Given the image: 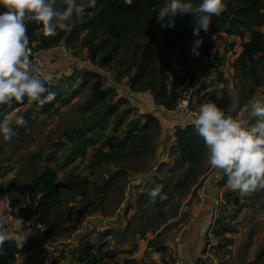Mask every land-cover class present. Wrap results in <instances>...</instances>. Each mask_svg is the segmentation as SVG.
<instances>
[{"label":"rangeland","instance_id":"obj_1","mask_svg":"<svg viewBox=\"0 0 264 264\" xmlns=\"http://www.w3.org/2000/svg\"><path fill=\"white\" fill-rule=\"evenodd\" d=\"M164 3L158 0L139 17L114 48L101 42L105 38L101 28L83 25L68 43L70 58L54 55L51 59L49 83L58 86L65 100L55 101L46 110L36 105L29 108L25 101L2 114L0 121L8 116L17 135L10 142L0 136V192L10 196L17 211L32 207L27 191L44 165L54 169L59 182L64 183L70 174L86 179L84 190L61 186L60 201L47 215L64 226V235L82 245L64 248L58 246L60 241L45 239L47 236L31 237L36 246L16 256L14 264L30 263L40 255L44 264H55L53 254L58 248L70 256L69 263L170 264V238L196 209L197 187L204 184L206 192L213 195L207 182L216 171L210 169L206 148L194 160L175 167L173 125L145 96L150 93L144 87L148 69L151 65L167 76L171 70L181 76L174 53L178 48L187 59V73L176 89L188 83L192 88L203 86L207 92L224 83L228 107L231 95H238L243 104L264 85V52L257 53L253 62L238 59L248 27L242 34L227 32L222 13L218 19L213 17L215 29L205 34L212 44L209 55L199 58L191 53L190 37L170 38L156 22L158 11L153 9ZM150 38L156 54L146 60L150 65L140 68V44ZM87 41L99 46L93 58L88 43L84 44ZM86 70L90 72L85 74ZM16 116H23L27 123L16 125ZM77 130H84L80 143L88 137L94 140L85 146L84 155L71 152ZM107 135L113 138L110 144L117 152L110 161L94 155L95 148L107 150V144L102 143ZM212 179L216 217L210 234L198 227L189 229L186 250L193 257L188 264H264V190L241 197L226 187V178ZM157 185H162V194L168 199L157 198L151 203L148 193ZM219 217L232 228L220 236L213 234ZM86 249L94 254V262L90 256L84 258Z\"/></svg>","mask_w":264,"mask_h":264},{"label":"clouds","instance_id":"obj_2","mask_svg":"<svg viewBox=\"0 0 264 264\" xmlns=\"http://www.w3.org/2000/svg\"><path fill=\"white\" fill-rule=\"evenodd\" d=\"M96 3L97 0H59V4L58 0H0L4 9L0 12V107L25 101L28 105L43 106L56 98V93L46 86L51 78L42 79L32 70L26 22L42 25L43 35L53 36L58 30L70 31L73 18L83 17L86 9ZM155 11H158L156 22L164 29L174 28L176 17L191 15L193 36L200 37L201 30L207 34L213 17L218 19L226 6L223 0H202L196 5L190 0H165ZM202 44V38L194 40L191 53L198 57ZM224 87L222 83L215 85L218 98L222 97ZM229 100L227 109L211 101L198 105L190 113L192 119L188 123L203 140L209 166L218 177L226 178L229 190L245 197L264 190V96H253L243 105L238 95H231ZM14 123L23 126L27 122L23 116H16ZM12 124L8 116L0 121V136L6 142L17 135ZM148 195L151 203L157 198L168 199L162 194V185L154 187ZM207 227L203 224L201 231ZM4 241L5 236L0 235V245Z\"/></svg>","mask_w":264,"mask_h":264},{"label":"trees","instance_id":"obj_3","mask_svg":"<svg viewBox=\"0 0 264 264\" xmlns=\"http://www.w3.org/2000/svg\"><path fill=\"white\" fill-rule=\"evenodd\" d=\"M157 1L158 0H130V2H126V0H97L96 6L87 8L83 17L73 18L71 22L73 25L70 31L58 30V34L48 37H45L40 31L42 25L28 21L26 22V25L28 29L27 35L29 37V43L35 42L36 46L41 47L50 46L53 43L62 40L68 46V43H71V41L79 33L81 27L86 24V27L90 26L91 29L98 27L101 28L102 33L105 35V38L101 40V42H109L111 48H114L119 44L120 38L128 29H130L133 23L139 17L146 15ZM191 1L194 2V5L202 2V0ZM224 4L226 6L224 15L226 25L225 29L227 32L242 34V29L248 27L247 31L249 35L247 39L242 40L241 42V50L239 52L238 59L253 62L257 53L264 52V0H225ZM2 11H4V9L2 6H0V12ZM175 19V27L171 29H164L165 34L170 38L190 37L188 41V46L190 49L192 48V43L194 40L202 38L203 44L199 49L200 55L198 57H207L211 51L212 44L206 40L203 30H201L200 37L193 36L192 26L194 25V21L192 20V16H178ZM214 24L215 22L212 20L210 29H215ZM84 37L81 38L82 41H85ZM84 44L87 45L89 56L93 58L99 50V46L97 44H92L91 41H87ZM140 48V68H145L147 65L151 64V62H146V60L156 54L151 38L142 42L140 44ZM174 53L175 61L177 64H179L181 76L180 74H174V71L172 70L170 71V75L167 76L164 70H156L154 66L150 65V68L148 69L149 78L147 79L144 86L149 90L154 102L162 104L166 107L172 106L175 103L176 98L179 96L180 89L183 86L182 85L181 88L177 90L176 85L180 80H183L184 74L187 73V59L181 54L178 48ZM87 72L89 73L90 71L86 70L84 73L86 74ZM167 79L168 84H166ZM46 86L49 88L50 92L56 93L55 100L50 103H46L43 106L32 104L39 106L43 110L48 109L55 101L65 100L64 97H60L58 86L56 84L48 83ZM130 86H132V84H130ZM210 87L212 86L210 85ZM203 88V86H198L195 88V94L198 101H200V104L211 101L216 103L221 109H226L228 104V96L226 94L225 87L223 89V95L220 98L217 97L216 88H211L207 92L203 91ZM32 105L29 106V108H31ZM9 108L10 107L8 106L0 107V119L2 114ZM83 132L84 130L76 131L75 136L77 137V141L71 151L74 152L77 150L79 155H84L86 145L94 143V140L89 137L84 138L83 144L80 143ZM173 136V143L177 152L175 167L181 166V164L186 160H194L205 149L203 140L189 126L184 128L177 126L173 127ZM111 139L113 140V138H111L109 135L104 137L102 143L107 144L108 148L107 150H103L101 147L95 148L94 155L96 157H99L104 161L113 160L117 152L114 150L112 144H110ZM85 183L86 179L84 177H79L78 174H70L64 183L59 182L56 179L54 169L44 165L39 170L37 176H35L34 181L27 191V198L31 202L32 207H29L27 210L24 209V211L19 210L20 214L26 215L29 212L34 211L40 220L43 221V219H47L45 224V236H57L63 234L65 232L64 226H61L52 218L48 219L47 215L60 201L61 186L65 185L69 188L81 187V189L84 190L86 187ZM11 202L14 204L12 199ZM216 222L217 224L219 223V226L213 230L214 235L220 236L226 231H231L232 228L227 226L222 221L221 217L217 218ZM224 239L229 241L226 236H224ZM35 246L36 242L30 240L29 238L23 241L13 238H5L3 245H0V264H12L16 254H25L28 250L33 249ZM89 251L86 249L84 252V258L90 256V260L94 262V254ZM43 259V256L40 255L37 260L34 259L32 262L30 261V263L25 260L23 262L28 264H44Z\"/></svg>","mask_w":264,"mask_h":264},{"label":"built area","instance_id":"obj_4","mask_svg":"<svg viewBox=\"0 0 264 264\" xmlns=\"http://www.w3.org/2000/svg\"><path fill=\"white\" fill-rule=\"evenodd\" d=\"M28 47L30 50L29 58L32 62V70L42 79L47 80L49 78L50 72L53 68L51 59L54 55L63 59L70 58V49L62 40L57 41L50 46L41 47L36 46L32 42L29 43ZM190 89H192L191 85L185 83L180 89L179 96L176 98L175 103L169 107L162 104L156 105L153 98L150 97V93H146L145 96L148 97L152 102V105L159 110V113L175 115V124L173 127L177 126L184 128L189 126L196 133L194 127L191 126L188 121L192 119L190 113L200 105V101H198L195 91H190ZM257 95L264 96V85L261 86L259 90L250 97V99ZM195 201L197 207L194 212L188 215L184 221H181L179 228L170 238L168 249L170 264L190 263L193 256L191 251L188 253L186 250V240L188 238L189 229H193L194 227L201 229V226L206 224L208 227L203 232L209 233L208 230H210L214 223L217 208L216 195H212L211 192L208 194L205 190L204 184H201L196 189ZM14 223H19L22 226L26 236H29L28 238L32 237L40 239L45 237V223L38 218V215L34 211H31L26 215H21L20 211H17L16 205L11 202L10 196L5 192H0V228L4 233L13 232Z\"/></svg>","mask_w":264,"mask_h":264},{"label":"crops","instance_id":"obj_5","mask_svg":"<svg viewBox=\"0 0 264 264\" xmlns=\"http://www.w3.org/2000/svg\"><path fill=\"white\" fill-rule=\"evenodd\" d=\"M166 115H167V117H166ZM163 116H164L163 118L168 119L170 121V123H172V125L175 124V115H173V114H171V115L164 114ZM210 169H211V167H210ZM208 183H209V179H208ZM77 230H78V228L74 229V231H77ZM0 235L5 236V238H13V239H16V240H19V241H23V240L27 239V236L24 233V231L22 229V226L19 223H14V232L4 233L1 230V228H0ZM45 239L50 240L51 243L60 241L61 245H58V246L59 247H64V248L72 247L76 243L75 242L76 239L68 237L67 235H64V234H60V235H57V236H47ZM65 241H67V242H65ZM68 241H70V243ZM83 241H85V239ZM82 243L83 242H79L80 246L82 245ZM79 244L76 243V245H79ZM59 252H61V253H59ZM19 255H21V254H16V256H19ZM53 255H54V257L57 258V261H55L56 262L55 264H79L77 261L74 262L73 260H72L71 263H69L70 256H64L63 255V248L62 249L61 248L55 249ZM16 256H15V259H14L12 264H14L16 262ZM73 258H75V257H72V259ZM20 263L27 264V263H24V262H20ZM52 264H53V262H52Z\"/></svg>","mask_w":264,"mask_h":264},{"label":"water","instance_id":"obj_6","mask_svg":"<svg viewBox=\"0 0 264 264\" xmlns=\"http://www.w3.org/2000/svg\"><path fill=\"white\" fill-rule=\"evenodd\" d=\"M213 176H217V173L215 172V173L213 174ZM213 176L210 177V179H209V183H210V187H211V189H212V192H213V194L215 195V188H214L213 179H212Z\"/></svg>","mask_w":264,"mask_h":264}]
</instances>
